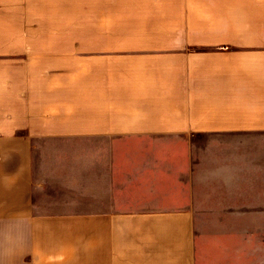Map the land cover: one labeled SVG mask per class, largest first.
<instances>
[{
	"label": "crops",
	"instance_id": "0c3cea01",
	"mask_svg": "<svg viewBox=\"0 0 264 264\" xmlns=\"http://www.w3.org/2000/svg\"><path fill=\"white\" fill-rule=\"evenodd\" d=\"M33 6L9 0L17 30L52 11L75 29L21 38L47 62L0 88V264L241 254L220 227L264 215V0Z\"/></svg>",
	"mask_w": 264,
	"mask_h": 264
},
{
	"label": "rangeland",
	"instance_id": "374dc122",
	"mask_svg": "<svg viewBox=\"0 0 264 264\" xmlns=\"http://www.w3.org/2000/svg\"><path fill=\"white\" fill-rule=\"evenodd\" d=\"M42 0H34L33 10L35 6H40ZM9 0H0V14L2 21H0V88L12 89L14 85H31V81L35 78L30 73L31 70L36 68H44L45 60H35L32 62L26 52H21L23 46L19 44V40L23 37H50L53 35L74 33L73 27L65 26L63 13L60 14L56 11L50 12L47 17H43L39 13H33L34 23L44 28H34L30 30H17L14 23H10V16L7 14ZM43 18L50 20V24L46 21L42 23ZM40 20V21H39ZM38 21V22H37ZM61 24L62 27H58ZM83 31L90 29L88 25L82 27ZM36 47H43L37 45ZM31 64V66H30ZM264 143H261L262 151V167H263V183H264ZM222 231L239 233L238 239L245 247L241 254H231V257L223 264H264V215L259 218L255 223H248L247 225H232L230 227H220ZM224 231V232H225ZM248 246L251 249L248 250Z\"/></svg>",
	"mask_w": 264,
	"mask_h": 264
}]
</instances>
